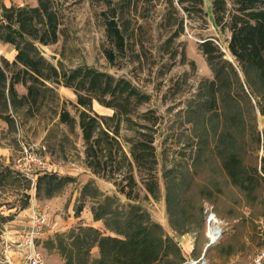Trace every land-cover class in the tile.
<instances>
[{
  "label": "rangeland",
  "instance_id": "374dc122",
  "mask_svg": "<svg viewBox=\"0 0 264 264\" xmlns=\"http://www.w3.org/2000/svg\"><path fill=\"white\" fill-rule=\"evenodd\" d=\"M103 1L59 0L63 13L60 38L52 45H39L38 49L53 63L60 60L66 68L87 64L127 78L149 94V101L140 105L139 110L152 109L159 116L154 145L160 191L158 199L149 196L140 203L178 244L184 258L182 263L199 264L204 259L206 264H252L264 248V183L258 185L253 197H248L230 181L221 163L223 154L230 149L240 155L245 165L258 163L264 151L257 148L255 136L264 128L263 115L252 98L247 102L241 97L236 83L232 85L234 100L222 104L218 96L216 109L201 107L209 101L207 87L214 74L198 43L211 37L221 45L225 57L232 60L225 50L229 33L213 25L209 0H204L205 16L193 14L187 18L177 0H172V5L168 0H111L120 27L125 30L127 46L121 53L114 50V62L110 63L103 51L109 46L99 14L106 10ZM0 2L6 6L36 5L37 0ZM180 16L184 18L183 33L165 44L174 27L167 26L168 21L176 23ZM182 47L184 59L181 54L170 57L171 51L179 53ZM14 54L11 45L0 41V62L2 58L13 60ZM242 87L247 92L245 85ZM17 89L20 93L24 91L21 86ZM57 91L61 100L75 101L70 89L59 86ZM67 108L71 109L69 105ZM93 110L99 114L112 113L96 102ZM15 117L16 128L11 129L0 118V169L7 166V171H11L0 183V237L5 232L13 235L26 219L28 207L39 205L48 220L45 232L37 239L43 264H64L56 247L57 234H65L80 225L110 233L102 220H93L91 207L95 200L81 196L84 184L92 181L108 195L116 194L115 188L85 167L79 130L70 131L59 123L49 108L43 107L41 113L31 118L18 109ZM130 134L127 129L121 131V137ZM28 145L45 159L46 172L71 177L50 197L43 192L36 195L33 181L19 176V173L35 176L40 171L25 165L23 146ZM124 147L128 150L125 143ZM171 167L181 179L186 202L179 217L184 227L179 229L169 223L166 209L163 172ZM117 196L120 201H126L123 196ZM80 204L81 210L76 211ZM23 205L26 206L22 208ZM4 217L11 219L5 221ZM212 226L220 230V235L210 243L208 233ZM50 240L54 241L52 247L47 242ZM97 256L98 248L94 246L90 257Z\"/></svg>",
  "mask_w": 264,
  "mask_h": 264
},
{
  "label": "trees",
  "instance_id": "16d2710c",
  "mask_svg": "<svg viewBox=\"0 0 264 264\" xmlns=\"http://www.w3.org/2000/svg\"><path fill=\"white\" fill-rule=\"evenodd\" d=\"M168 1L172 5V0ZM103 2L106 10L99 14L109 44L103 51L113 63V51L121 53L126 49V35L111 0ZM177 3L186 18L207 14L204 0H177ZM209 6L213 25L229 33L225 50L232 60L225 57L221 45L211 37L198 43L214 74L207 87L209 101L203 102L201 107L216 109L218 96L222 104L234 100L232 85L236 83L241 97L247 102L252 98L264 115V0H209ZM62 20L59 0L10 6L0 2V41L15 50L13 60L2 58L0 62V118L9 129L16 128L18 109H23V115L31 118L41 113L43 107L49 108L57 115L59 123L70 131L79 130L85 167L115 188L116 194L108 195L92 181L84 184L81 196L95 200L91 207L93 220H102L110 233L80 225L65 234H57L56 247L64 264H183L178 244L140 203L149 196L158 199L160 191L154 145L159 116L152 109L139 110L150 96L127 78L87 64L66 68L60 60L56 63L48 60L38 46L52 45L59 40ZM176 20V23H167L174 27L165 44L184 31V18L180 16ZM178 54L185 58L183 47L179 53L171 51L170 57ZM17 86L24 91L20 93ZM59 86L70 89L75 101L61 100ZM94 102L111 109L112 113L95 112ZM123 129L131 134L121 137ZM255 137L257 148L264 151V128ZM221 164L230 181L248 197H253L258 185L264 183V156H260L256 164L245 165L240 155L230 149L223 154ZM8 169L7 166L0 169V183L11 173ZM174 173L172 167L163 172L165 201L169 223L179 229L184 227L179 217L183 215L186 202L180 188L181 179ZM19 176L25 179L20 173ZM70 179L56 172L40 174L34 185L36 195L43 192L50 197ZM117 195L126 201H120ZM81 208L80 204L76 211ZM10 219L4 217L3 220ZM47 242L50 247L54 244L53 240ZM94 246L98 248V256L91 258L90 250Z\"/></svg>",
  "mask_w": 264,
  "mask_h": 264
},
{
  "label": "built area",
  "instance_id": "2783aa9c",
  "mask_svg": "<svg viewBox=\"0 0 264 264\" xmlns=\"http://www.w3.org/2000/svg\"><path fill=\"white\" fill-rule=\"evenodd\" d=\"M42 148L44 149V146ZM23 151L25 165L27 167L34 166L40 171L35 173V176L29 175L30 177L20 174L33 181L32 185H35V178L47 170L44 167L45 159L39 157L31 145L23 146ZM25 214L26 222L19 225L13 235L5 232L0 237V264H43L44 257L38 247L37 239L48 226L47 214L39 205L35 204H32ZM208 220H210V216ZM213 232L214 226L208 233L210 243L220 235V231ZM193 263L196 264L197 261H193ZM199 264H206V261L203 259L199 261ZM252 264H264V248L256 254Z\"/></svg>",
  "mask_w": 264,
  "mask_h": 264
},
{
  "label": "bare ground",
  "instance_id": "6f19581e",
  "mask_svg": "<svg viewBox=\"0 0 264 264\" xmlns=\"http://www.w3.org/2000/svg\"><path fill=\"white\" fill-rule=\"evenodd\" d=\"M216 231H220L217 227H214V232L216 233ZM213 232V233H214ZM210 235H212V233L210 232Z\"/></svg>",
  "mask_w": 264,
  "mask_h": 264
},
{
  "label": "crops",
  "instance_id": "0c3cea01",
  "mask_svg": "<svg viewBox=\"0 0 264 264\" xmlns=\"http://www.w3.org/2000/svg\"><path fill=\"white\" fill-rule=\"evenodd\" d=\"M15 55V54H14ZM64 88V87H63ZM28 209H29V207H28ZM26 211V210H25ZM26 213H27V211H26ZM21 222V221H20ZM26 222V219H24L23 220V222H21L22 224H24Z\"/></svg>",
  "mask_w": 264,
  "mask_h": 264
},
{
  "label": "water",
  "instance_id": "95a60500",
  "mask_svg": "<svg viewBox=\"0 0 264 264\" xmlns=\"http://www.w3.org/2000/svg\"><path fill=\"white\" fill-rule=\"evenodd\" d=\"M52 58H55V56L53 55ZM263 124H264V115H263Z\"/></svg>",
  "mask_w": 264,
  "mask_h": 264
}]
</instances>
